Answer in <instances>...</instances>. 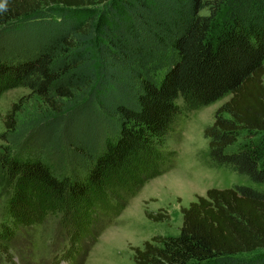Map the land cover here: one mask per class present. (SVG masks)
Masks as SVG:
<instances>
[{
	"label": "trees",
	"instance_id": "1",
	"mask_svg": "<svg viewBox=\"0 0 264 264\" xmlns=\"http://www.w3.org/2000/svg\"><path fill=\"white\" fill-rule=\"evenodd\" d=\"M263 76L264 0H0V82L41 103L5 113L4 166L22 190L46 189L43 208L90 193L114 217L125 199L102 209L98 196L113 169L141 152L158 156L143 178L171 167L178 98L230 94L204 129L209 164L264 183ZM181 213L178 234L134 248L136 264H264L262 190L212 187Z\"/></svg>",
	"mask_w": 264,
	"mask_h": 264
},
{
	"label": "rangeland",
	"instance_id": "2",
	"mask_svg": "<svg viewBox=\"0 0 264 264\" xmlns=\"http://www.w3.org/2000/svg\"><path fill=\"white\" fill-rule=\"evenodd\" d=\"M201 13L207 14L208 9ZM29 93L22 86L0 82V134L4 131V115L13 102L24 98L23 101L40 107L39 98L26 97ZM230 97L226 94L203 106L178 98L182 113L162 147L171 153V167L143 178L150 168H156L153 163L158 156L150 160L141 152L135 160L113 169L109 175L118 182L109 185L112 191L102 188L98 196L102 209L110 206V195L116 201L125 199L114 217L99 210L93 201L95 194L90 193L85 199L71 201L65 194L62 200H53L43 208L39 203L43 202L46 189L22 190L18 174L4 166V142L0 138V264H136L134 248H142L143 242L155 235L178 234L181 208L197 196H204L207 189L243 185L264 192V183L254 182L229 167L209 164L204 129L212 124L217 109ZM93 189L91 193H99L97 187ZM130 189L135 192L128 196L126 191ZM146 212L160 213L166 218L152 221Z\"/></svg>",
	"mask_w": 264,
	"mask_h": 264
}]
</instances>
